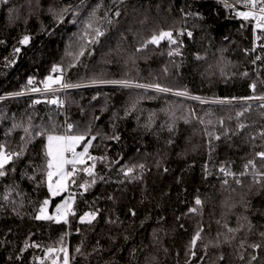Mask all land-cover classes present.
Instances as JSON below:
<instances>
[{
  "label": "trees",
  "instance_id": "1",
  "mask_svg": "<svg viewBox=\"0 0 264 264\" xmlns=\"http://www.w3.org/2000/svg\"><path fill=\"white\" fill-rule=\"evenodd\" d=\"M49 8L69 11L59 22ZM238 9L219 0H0V144L25 149L15 171L0 177V264H52L62 253L46 250L62 246L69 264H264V177L253 174L264 172L256 156L264 151V100L245 99L264 96V40ZM162 30L178 43H147ZM49 75L82 86L26 87L32 77L43 88ZM68 124L86 136L77 151L96 137L94 174L69 179L75 215L67 224L38 220L43 201L53 215L65 191L49 193L46 136L36 133L62 134ZM250 160L255 169L245 168ZM93 211L91 223L80 221Z\"/></svg>",
  "mask_w": 264,
  "mask_h": 264
},
{
  "label": "snow or ice",
  "instance_id": "2",
  "mask_svg": "<svg viewBox=\"0 0 264 264\" xmlns=\"http://www.w3.org/2000/svg\"><path fill=\"white\" fill-rule=\"evenodd\" d=\"M6 3L7 0H4ZM221 3L224 4L226 8H232L236 9L237 6H242L246 10H236L235 15L241 17L245 21L254 22V29L259 33L256 35L255 39L257 41L264 40V0H233L232 3H229V0H220ZM69 11L68 8H64L60 10V14L57 15L55 10L53 8H49V12H52L54 15V18H57L59 22H63V13ZM120 12L117 10L115 12V16H119ZM108 23H112L111 20L108 21ZM87 28H92L91 22L88 23ZM96 36H102L103 32L97 28L95 29ZM183 35V32L180 33ZM187 35L189 37L192 36L191 32H188ZM167 39L172 44H177L178 41L173 38V32L172 31H160L158 34H153L150 38V40L147 43L159 45L161 41ZM30 40V37L25 35L22 39L19 40L20 45H26ZM2 43V41H0ZM147 44H145L143 47H146ZM261 47H264V44H261ZM141 49H137V51H140ZM255 48H253V51ZM21 49L19 47L14 48V53H19ZM178 53V49H177ZM83 53H81L82 55ZM172 52H169V55H172ZM261 59L260 56L256 57V60ZM255 63V60L253 61ZM61 71L57 67H53L52 72ZM43 84V88L35 87L33 86L35 84V81L32 77H29L27 81V86H32L28 90L31 92H54L56 89L53 87V85H59L60 88H77L81 87L80 84H72L65 82L62 78V76H57L53 78V76L49 75L45 78L44 81L41 82ZM93 83H106V84H118L122 85L124 87H136V88H144V89H154L157 92H171V88L162 87L159 84H135L132 85L131 82L127 80H101V81H93ZM253 90H255V84L252 85ZM23 92H14L11 95L19 96L23 95ZM178 96L187 95L185 91H177L175 93ZM261 99L264 100V96L261 97H247L245 99ZM2 99V97H0ZM193 99H199V97H193ZM50 103H57V100L53 99L49 101ZM35 103H40L39 100L35 101ZM261 107H264V105H261ZM243 127V125L241 126ZM73 129V125L68 124L67 129L64 134H56L55 130L52 132H45V131H38L36 135L46 136V144L44 145V155L46 157V167L44 169L46 174V181H47V187L48 191L51 194L52 197H55L59 195L63 191L68 190V181L70 178L75 177V175L79 171L85 172L88 176H93V169L95 168V161L97 157L89 155V148L92 146V140H94L96 137H92L91 139H88L87 142L84 144L82 151H77V146H79L82 142L86 140V136L84 134H71ZM25 132H28V129H25ZM264 135V133H262ZM31 135L29 136V140L31 139ZM118 139V137H115ZM216 139H219V137H216ZM24 148H20L19 150H9L6 145L0 144V177H5L8 175L9 171H15V161L19 160L21 156L24 153ZM256 156L259 157L261 160H264V151L257 152ZM91 160L93 163L89 166L87 165V161ZM12 165V167L9 169L8 166ZM71 166V169H68V166ZM78 165H84V167L78 168ZM140 168H143V165L139 166ZM256 168L255 161L250 160L247 165H245V168ZM133 168H128L125 175H128L133 172ZM222 172H224L225 176L228 175H234L231 172L226 171L225 169H221ZM245 173H241V175H244ZM254 176H260L264 177V172H254ZM56 177L55 181L53 178ZM96 181L93 179L91 181L92 184H94ZM237 184H240L241 181L237 179L235 181ZM260 182V181H257ZM72 183H75V179H72ZM228 181L224 180V184H227ZM86 184H81L80 187H85ZM7 199V196L4 197ZM73 200L72 196H69L67 199L64 200L62 204H57L55 207V214L49 215L47 212L48 205L50 201L48 199H45L43 201V204L41 205L39 209V214L35 217L38 220H49V221H55L57 223L61 222L63 220L64 223H68V215L72 214L75 215V213L72 210V203ZM195 203L197 205H200L202 201L197 198ZM190 211L195 212L196 209L193 208ZM135 213H133L134 215ZM97 212H86L80 217V221L83 223L87 221L88 223H91L92 220L96 218ZM202 231V230H201ZM201 231H197L195 235L193 236L192 240L190 241V250L192 248H195L197 241L201 239ZM229 232L235 231L234 229L229 228ZM262 236H264V233H261ZM34 247H39V245H32ZM29 247L27 243H25V248ZM253 248H260L261 245L259 244H253L251 245ZM47 253L53 254L57 252L63 253V264H69V254L66 247H60L57 248H48ZM77 252L80 251L78 248L76 250ZM191 255L195 256L196 253L194 251H191ZM243 259V257H241ZM220 259H223L221 256ZM252 259H256L255 256L252 257ZM42 264V262H41ZM52 264H60V261L58 258L53 257L52 258Z\"/></svg>",
  "mask_w": 264,
  "mask_h": 264
},
{
  "label": "built area",
  "instance_id": "3",
  "mask_svg": "<svg viewBox=\"0 0 264 264\" xmlns=\"http://www.w3.org/2000/svg\"><path fill=\"white\" fill-rule=\"evenodd\" d=\"M220 1V0H219ZM233 2V0H229V3H232ZM237 8H240V9H244L242 6H237ZM244 10H246V9H244ZM256 40V39H255ZM58 90H61V91H65V89L64 88H57ZM217 102H223L224 100H216ZM226 101H228V100H226ZM231 101V100H230ZM62 104H64V101H62ZM65 131H66V129L64 130V132L62 133V134H64L65 133ZM70 196V193H69V181H68V190L67 191H65V195H64V200L65 199H67L68 197Z\"/></svg>",
  "mask_w": 264,
  "mask_h": 264
},
{
  "label": "rangeland",
  "instance_id": "4",
  "mask_svg": "<svg viewBox=\"0 0 264 264\" xmlns=\"http://www.w3.org/2000/svg\"><path fill=\"white\" fill-rule=\"evenodd\" d=\"M238 10H241V11H242V10H244V9H240V8H239ZM56 77H57V76H56ZM53 78H54V77H53ZM83 147H84V146H83ZM83 147H81L80 149H78V152H79V151H82V150H83ZM54 181H55V180H54ZM61 193H62V192H61ZM48 200H49V199H48ZM63 202H64V200L61 199V201L58 202V204H62ZM48 206H49V205H48ZM47 212H48V214L50 215V212H49L48 208H47ZM47 254H48V253H47ZM62 257H63V253H62V256L60 257V260H59V261H60V264H63Z\"/></svg>",
  "mask_w": 264,
  "mask_h": 264
},
{
  "label": "water",
  "instance_id": "5",
  "mask_svg": "<svg viewBox=\"0 0 264 264\" xmlns=\"http://www.w3.org/2000/svg\"><path fill=\"white\" fill-rule=\"evenodd\" d=\"M46 99H47V98H44V97H43V98H37V100H46ZM53 99H54L53 97H50V98H49V101H51V100H53ZM56 258H58V257H56Z\"/></svg>",
  "mask_w": 264,
  "mask_h": 264
}]
</instances>
